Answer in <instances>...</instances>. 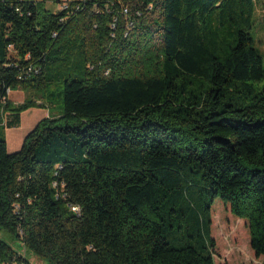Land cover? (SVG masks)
<instances>
[{
	"label": "trees",
	"instance_id": "trees-1",
	"mask_svg": "<svg viewBox=\"0 0 264 264\" xmlns=\"http://www.w3.org/2000/svg\"><path fill=\"white\" fill-rule=\"evenodd\" d=\"M254 0H0V227L48 264H216V200L264 257ZM32 94L15 104L9 93ZM62 105L9 153L5 129ZM6 121H3V117ZM0 264H32L0 238Z\"/></svg>",
	"mask_w": 264,
	"mask_h": 264
},
{
	"label": "rangeland",
	"instance_id": "rangeland-1",
	"mask_svg": "<svg viewBox=\"0 0 264 264\" xmlns=\"http://www.w3.org/2000/svg\"><path fill=\"white\" fill-rule=\"evenodd\" d=\"M28 2H45L46 8L56 13L60 7L69 2L82 0H25ZM256 4L255 28L252 35L255 40V47L263 57L264 65V0H254ZM260 88L264 87V79L258 83ZM32 94H26L15 90L9 93V99L15 103H23ZM30 109L21 115V124L17 128L5 129L6 140L9 142V153H15L21 148L23 136H26L33 128L35 123L41 119L42 114ZM47 116H58L62 113V105L59 104L49 109H39ZM3 121L6 119L2 116ZM212 237L216 242L215 262L216 264H264V257H256L250 246V234L248 224L233 217L228 206L223 205L221 200H216L212 211ZM0 238L10 244L16 251L25 255L32 264H48L40 261L36 256L28 251L22 243L5 229L0 227Z\"/></svg>",
	"mask_w": 264,
	"mask_h": 264
},
{
	"label": "crops",
	"instance_id": "crops-1",
	"mask_svg": "<svg viewBox=\"0 0 264 264\" xmlns=\"http://www.w3.org/2000/svg\"><path fill=\"white\" fill-rule=\"evenodd\" d=\"M38 111H39V109H37V111L35 110V111L33 112L34 115H35L36 113H37V114L40 113V114H42V117H41V119H39V120L37 121V123H35L34 126H36V125H37L42 119L47 118V117H46L47 115H46L44 112H38ZM25 137H26V136H23V138H22V141H21V142H22V143H21L22 145H23V142H24ZM7 145H8V147H9V142H7ZM22 145H21V147H22ZM20 149H21V148H20ZM20 149H19V150H20ZM19 150H18V151H19ZM8 151H9V150H8ZM16 152H17V151H16Z\"/></svg>",
	"mask_w": 264,
	"mask_h": 264
}]
</instances>
